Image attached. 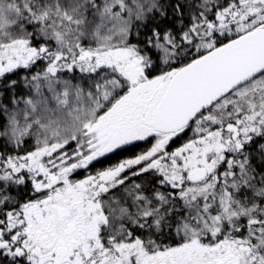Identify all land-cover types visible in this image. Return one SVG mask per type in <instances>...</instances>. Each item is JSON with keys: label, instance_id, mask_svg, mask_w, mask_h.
<instances>
[{"label": "snow or ice", "instance_id": "6c2138e0", "mask_svg": "<svg viewBox=\"0 0 264 264\" xmlns=\"http://www.w3.org/2000/svg\"><path fill=\"white\" fill-rule=\"evenodd\" d=\"M0 264H264V0H0Z\"/></svg>", "mask_w": 264, "mask_h": 264}]
</instances>
